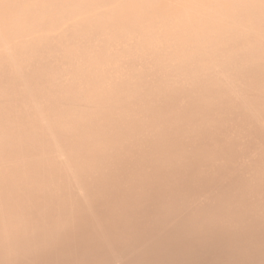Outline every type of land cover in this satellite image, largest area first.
Listing matches in <instances>:
<instances>
[{
	"label": "bare ground",
	"instance_id": "6f19581e",
	"mask_svg": "<svg viewBox=\"0 0 264 264\" xmlns=\"http://www.w3.org/2000/svg\"><path fill=\"white\" fill-rule=\"evenodd\" d=\"M0 264H264V0H0Z\"/></svg>",
	"mask_w": 264,
	"mask_h": 264
}]
</instances>
